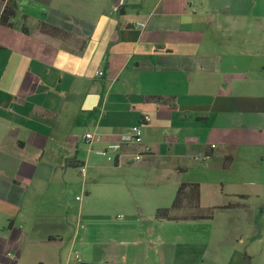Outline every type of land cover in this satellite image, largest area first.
Wrapping results in <instances>:
<instances>
[{
    "label": "crops",
    "instance_id": "obj_1",
    "mask_svg": "<svg viewBox=\"0 0 264 264\" xmlns=\"http://www.w3.org/2000/svg\"><path fill=\"white\" fill-rule=\"evenodd\" d=\"M6 4L17 15L0 24V264H264L262 188L239 195L223 180L264 162V0H0V15ZM138 124L142 145L107 167L164 161L212 215L158 220L172 206L160 196H86L72 233V209L58 196L57 211L44 207L41 186L57 189ZM88 132L101 143L86 144ZM143 146L152 152L132 161ZM89 167L95 187L101 168ZM190 171L203 180L186 181ZM211 176L220 193L207 198ZM69 235L84 260L39 259Z\"/></svg>",
    "mask_w": 264,
    "mask_h": 264
},
{
    "label": "rangeland",
    "instance_id": "obj_2",
    "mask_svg": "<svg viewBox=\"0 0 264 264\" xmlns=\"http://www.w3.org/2000/svg\"><path fill=\"white\" fill-rule=\"evenodd\" d=\"M84 135V134H83ZM94 152V150H92ZM108 156L113 157V154H109L105 157L96 156L95 152L89 154V160L86 164V174H81V169L84 167L83 162H80L76 167L67 171L65 179H63L57 189L55 185L44 184L43 196L39 199V203L43 202L44 207L55 208L54 199L52 196H58L61 205L65 208L70 207L73 211L74 218L72 225V233L77 228V219L79 213V207L85 202L86 196H128L131 201L140 203L145 202L150 196H160L167 200L169 207L171 206L174 197L177 194V190L180 184L178 179L180 175L178 172L169 168L168 164L164 161L158 164L150 166H121L107 167ZM97 164L101 168V177L99 178V185L93 186L96 181L93 180L92 171L89 170V165ZM197 170V169H196ZM193 175L198 180H203L197 171H190L186 175V181L193 179ZM223 180L226 182L232 181L234 193L239 195L252 194L262 188L264 195V187L260 184H264V162L251 165L246 162H239L235 167L228 171H225ZM220 177L213 178L208 177L206 181L202 183L203 196H214L220 193V188L216 186V182L213 180H220ZM123 181L125 182L123 183ZM98 183V182H97ZM119 188L122 190L120 191ZM54 193V194H53ZM219 195V194H218ZM255 196V194H253ZM78 198V199H77ZM93 206L99 204L94 203ZM254 202V201H253ZM57 211V209L55 208ZM80 225V224H79ZM71 235L63 236L64 243L59 246L41 247L39 250V259H53L55 256H61L65 261L75 260L77 254L78 258L82 260L81 248L76 246L72 248L70 245Z\"/></svg>",
    "mask_w": 264,
    "mask_h": 264
},
{
    "label": "trees",
    "instance_id": "obj_3",
    "mask_svg": "<svg viewBox=\"0 0 264 264\" xmlns=\"http://www.w3.org/2000/svg\"><path fill=\"white\" fill-rule=\"evenodd\" d=\"M17 15V11L13 4H6L0 15V24L13 27V20ZM39 30L42 33L52 37L61 36L62 31L58 28L46 23L39 24ZM95 110L91 115H96ZM81 119V117H79ZM76 120V123L79 122ZM75 165L74 167H76ZM212 215L210 211L207 215L203 214L200 209V190L198 184H181L178 187L177 194L170 208H161L156 211L155 217L158 220H197L209 218Z\"/></svg>",
    "mask_w": 264,
    "mask_h": 264
},
{
    "label": "built area",
    "instance_id": "obj_4",
    "mask_svg": "<svg viewBox=\"0 0 264 264\" xmlns=\"http://www.w3.org/2000/svg\"><path fill=\"white\" fill-rule=\"evenodd\" d=\"M99 76H103V72H98ZM102 136L96 133L88 132L83 136L84 141L91 148L94 145L101 143ZM143 132L141 125H134L129 128L126 133L119 135L118 139L115 141H107L104 143L103 147L96 149L95 154L98 156L105 157L109 154H113V157L108 156L107 160L109 162H115V155H121L123 148H132L135 146L142 145ZM152 149L150 146H143L142 151L134 152L130 154L132 161L140 162L146 154H150ZM208 157H205L207 159ZM81 174L84 176L86 174V168L81 169Z\"/></svg>",
    "mask_w": 264,
    "mask_h": 264
}]
</instances>
